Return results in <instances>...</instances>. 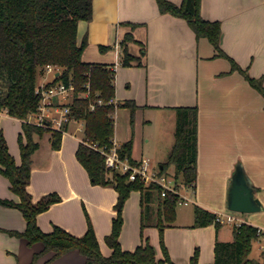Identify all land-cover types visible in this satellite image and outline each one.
I'll return each mask as SVG.
<instances>
[{
    "label": "crops",
    "instance_id": "0c3cea01",
    "mask_svg": "<svg viewBox=\"0 0 264 264\" xmlns=\"http://www.w3.org/2000/svg\"><path fill=\"white\" fill-rule=\"evenodd\" d=\"M170 1L181 4L183 0ZM201 14L207 20L221 22V47L243 68H248L253 77L264 79V0H202ZM132 23L136 25L133 27ZM127 33L135 38L128 42L129 53L140 57L142 65L121 64V42ZM85 37L88 45L83 60L114 65L116 102L133 100L139 106L134 121L129 107H117L114 121L115 141L120 145L132 140L134 160L148 158L152 149L159 150V143L166 150L174 142L172 121L162 128L161 118L169 113L174 118L178 106H198L197 179L191 186L180 187V194L194 205L227 214L232 176L237 165H242L263 208L248 213L247 217H236L262 230L256 240L263 249L261 257L250 254L251 258L261 259L264 255V97L261 93L239 71H231L227 58L215 56L209 40L198 39L184 18L161 13L157 0H93L92 19L78 24V43ZM101 45L110 48L101 50ZM52 79L53 74L44 73L40 85ZM81 123L75 120L69 124L59 149L52 148L48 137V149L42 160L36 159L38 153L34 155L27 189L35 202L52 192L61 196V201L37 216L43 231L51 232L54 225H59L81 236L87 231L88 214L101 251L109 256L113 249L106 236L112 231L119 193L112 186L93 184L78 160L76 153L84 136ZM22 124L21 119L7 111L0 113V128L17 163L21 162L18 138L23 133ZM0 197L20 201L11 190L9 179L1 173ZM123 217L119 238L122 248L135 250L148 238L157 258H164L159 228L150 226L142 230L141 191L131 192ZM181 220L177 209L176 220L164 230L165 246L176 264H189L196 249L201 264L213 263L216 240L233 239L236 223H231V229L226 226L228 222H223L219 229L215 224L193 227L194 212L190 213V220ZM26 225L20 209L0 204V228L22 232ZM43 247L41 242L29 245L24 237L0 230V264H29L34 253ZM52 255L49 252L41 256L36 264L86 261L78 250H72L46 263Z\"/></svg>",
    "mask_w": 264,
    "mask_h": 264
},
{
    "label": "trees",
    "instance_id": "16d2710c",
    "mask_svg": "<svg viewBox=\"0 0 264 264\" xmlns=\"http://www.w3.org/2000/svg\"><path fill=\"white\" fill-rule=\"evenodd\" d=\"M157 3L161 13L184 18L198 39L207 38L215 48V56L227 58L231 71H239L264 97L263 77H253L248 68H243L221 47V22L202 17V0H183L181 4L157 0ZM92 17L93 0H0V113L7 111L10 116L23 121V133L18 138L20 163L11 153L5 133L0 128V173L9 179L11 190L20 198L16 202L0 197V204L20 209L27 222L22 232L5 228L0 230L12 236L24 237L29 245L37 242L43 244V249L34 253L29 264H36L41 256L53 252L46 261L49 263L72 250H78L86 257L84 264H176L165 246L164 230L176 220L180 195L168 190L163 196L160 184H145L141 179L130 180L128 174L108 168L105 155L84 142H80L76 155L92 183L112 186L119 193L112 231L106 236V242L113 249L112 254L105 256L102 253L88 214L87 231L81 236L59 225H54L51 232H45L38 224L37 216L61 201V196L52 192L35 202L27 189L41 138L48 135L53 149L61 147L63 138L61 131L26 121L40 106L41 94L37 89L47 65H53L60 72L47 83L48 86L60 82L74 85L71 114L75 120L84 122V138L100 146H111L114 139L115 120L112 113L115 105L110 100L116 97L115 66L84 61L82 56L88 40L86 37L81 43L77 40L79 21L91 20ZM135 25L132 23L133 27ZM134 40L133 34L127 33L121 42V64L124 66L133 62L142 65L140 57L129 53L128 42ZM109 48L100 46L101 50ZM99 99L103 101L102 104H97ZM92 103L97 104L94 110H91ZM119 106L129 107L132 115L139 107L133 100L118 102ZM175 111L174 143L168 158L160 164L159 173L169 175L168 170L173 167L175 181L180 188L193 185L197 179L199 108L197 105L178 106ZM132 150V140L120 144V156L136 162L132 158ZM134 190L141 191L142 230L150 226L159 228L164 258H157L154 247L144 236L143 243L135 250H124L121 246L119 238L124 223L123 210ZM217 218L215 211L199 204L194 206L193 227L215 224L219 229L223 222ZM261 234L259 227L251 223L235 224L232 240H216L215 262L209 264H264V255L261 259L250 257L253 242ZM189 264H201L198 249Z\"/></svg>",
    "mask_w": 264,
    "mask_h": 264
},
{
    "label": "built area",
    "instance_id": "2783aa9c",
    "mask_svg": "<svg viewBox=\"0 0 264 264\" xmlns=\"http://www.w3.org/2000/svg\"><path fill=\"white\" fill-rule=\"evenodd\" d=\"M120 46V44H118ZM45 73L53 74V78L56 77L60 72L53 65H47L45 67ZM53 80V79H52ZM45 82L39 85L37 92L41 94V102L38 110L30 114L27 122L38 126L50 127L55 130L65 133L68 129L69 124L75 121L72 116L71 103L74 100L75 87L72 83L69 85L60 82L55 85H47ZM88 94V93H86ZM101 99L98 100L97 104H102ZM110 103L115 105V111L118 107V102L115 99L110 100ZM96 103L91 104V110H94ZM115 111L112 116L115 120ZM81 125L84 128V122ZM81 142L91 146L92 148L100 151L105 155L106 165L112 170H118L122 173L128 174L130 180L141 179L145 184L156 182L162 186V195H166L168 190H172L180 195L178 203H188L187 200L183 201L180 194L179 188L176 184L175 179L166 173H159V170L151 169V163L149 158H142L132 162L129 158H122L120 156L119 147L120 145L113 139L111 146H100L99 143L82 138ZM218 220L221 222L233 223L234 221H240L236 216L232 214H218ZM236 222V224H240ZM259 233L262 230L259 228Z\"/></svg>",
    "mask_w": 264,
    "mask_h": 264
},
{
    "label": "rangeland",
    "instance_id": "374dc122",
    "mask_svg": "<svg viewBox=\"0 0 264 264\" xmlns=\"http://www.w3.org/2000/svg\"><path fill=\"white\" fill-rule=\"evenodd\" d=\"M132 120L133 121L135 120V113L133 115L131 113V121ZM159 121H160L159 125H160V127L162 126V128L165 127V126H169L171 124V121H172L173 128L175 129L176 115H174V118H173L171 116V114L169 113L168 116H166L165 118H161ZM133 125H134V122L131 124V128L134 127ZM82 134H83L82 132H79L80 136H82ZM173 141H174V136H173ZM173 143L174 142H171L169 148H167L166 150H165V148H161V146L162 147H164V146L162 144H160V143H159V150H155V149L151 150V152L147 156L150 159L151 169L159 170L160 164H161V162H159V161H161L163 159L165 161L168 158V156H169V154L171 152ZM48 144H49L48 135H45L40 140V147L36 151V154L38 153V157L36 159L42 160V156H44L45 152L48 149ZM168 173H169V176H171L173 179H175L174 170L172 169V167L169 168ZM179 182H181V180ZM182 200L185 201L186 199L182 197ZM194 206L195 205L192 202L182 203V205H178L177 209H178V214H179V216L182 219L181 221L190 220V213L194 212ZM226 213L232 214L234 216H239V217L240 216H246V217L248 216L247 215L248 213L236 212V211H232L230 209H227ZM236 222H240V221H234L232 224H235ZM229 224H227L226 226L231 229L232 225H231V223H229ZM262 252H263V249L260 247L259 242H256V240H255L253 242V250H252L251 256L252 257H257V258L261 257Z\"/></svg>",
    "mask_w": 264,
    "mask_h": 264
},
{
    "label": "water",
    "instance_id": "95a60500",
    "mask_svg": "<svg viewBox=\"0 0 264 264\" xmlns=\"http://www.w3.org/2000/svg\"><path fill=\"white\" fill-rule=\"evenodd\" d=\"M228 208L250 213L262 210V202L242 165H237L228 193Z\"/></svg>",
    "mask_w": 264,
    "mask_h": 264
}]
</instances>
